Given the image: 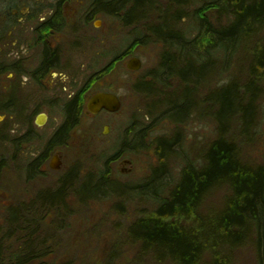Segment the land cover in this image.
I'll list each match as a JSON object with an SVG mask.
<instances>
[{"label": "trees", "instance_id": "trees-1", "mask_svg": "<svg viewBox=\"0 0 264 264\" xmlns=\"http://www.w3.org/2000/svg\"><path fill=\"white\" fill-rule=\"evenodd\" d=\"M167 1L176 11L170 16L163 13L158 24L148 18L157 0H95L89 5L94 7L95 18L103 13L114 15L124 26L145 21L153 25L149 27L156 35L154 39L166 46L175 43L179 47L176 57L169 56L170 47H167L163 51L161 69L172 75L170 66L175 67L184 91L181 96L171 94L165 100L164 114L174 117L178 124L191 114H197L214 125L213 138L198 157L187 158L174 185L167 188L160 178L162 167L153 170L142 192H138L151 202L152 209L140 214L128 226L127 238L137 245L138 257L149 258L155 264H228L229 252L249 244L255 246L261 257L264 254V158L258 164L248 162L243 157L242 146L255 140L258 100L264 90V0H203L195 12L197 33L189 41L169 28L176 20L187 17L181 12L188 0ZM239 58H243V67L242 73L237 75L232 70L235 71L233 68ZM223 76L221 85L204 88L202 101L196 98L198 79L204 78L205 87L211 79ZM143 88L146 94H153L147 93L151 90L150 84ZM64 112L63 123L48 141V156L55 149L69 148L70 137L81 123L80 108L71 107ZM137 135V144L129 151L140 148L146 131L140 130ZM21 140L19 148L23 147L25 137ZM156 143L160 161H164L172 147L181 141L176 136L159 138ZM117 158L115 155L113 160ZM106 169L104 173L109 176ZM70 172L63 186L40 194L36 204L40 209L22 204L8 207L5 221L12 227L0 228V264H76L71 259L52 260L50 239L39 231L45 220L40 217L43 214L36 212L52 210L63 222L69 211L65 202L67 195L79 194L83 201L94 197L101 189V181L94 186L87 180L76 190L74 171ZM220 188L228 192L223 206L204 210L203 214V205ZM7 239L10 240L8 250L5 248ZM40 246L44 249L40 250Z\"/></svg>", "mask_w": 264, "mask_h": 264}, {"label": "rangeland", "instance_id": "rangeland-1", "mask_svg": "<svg viewBox=\"0 0 264 264\" xmlns=\"http://www.w3.org/2000/svg\"><path fill=\"white\" fill-rule=\"evenodd\" d=\"M77 1L79 4L76 5L81 6V16L85 17V9L95 0ZM202 1L188 0L181 12L187 17L181 21L176 20L175 24L171 22V31L181 34L184 41L191 40L197 33L194 18ZM2 4H5V0H0V5ZM174 11L175 6L170 5L169 1L157 0L148 18L158 24L163 13L170 16ZM90 22L86 30L81 31V39L85 38L86 47L83 49L79 43L80 51L75 52V55H79L81 64L78 71L79 81L83 83L95 70L98 71L110 60L117 58L123 61L136 57L140 59L141 67L138 71L124 70L121 78L119 75L113 77V87L118 89V95L123 102L121 110L114 114L102 113L81 119L77 138L69 141V148L59 150L63 158V168L59 172L47 170L39 178L34 176L32 179L26 166L33 158L32 150L43 153L53 132L62 123L64 115L60 106H57L59 100L54 95H46L32 87H26V91L20 90V93L12 96L0 91V161L3 167L0 173V228L7 230L12 227L5 221L8 207L22 204L33 205L35 210L40 209L36 205L39 203L40 194L56 191L68 172L74 171L72 177L75 179L76 190L87 180L94 186L101 181L102 187L94 197L84 198L83 201L79 194L67 195L65 202L69 211L65 222L58 220L57 214L52 210L49 213L36 211L43 214L40 217L45 220V225L40 226L39 231L43 235L47 234L50 239L49 244L52 245L51 251L54 254L52 260L71 259L76 264H155L149 258L138 257L137 245L129 241L126 235L128 226L140 214L152 209L151 202H147L138 192H142L153 170L161 167L162 172L159 175L167 188L174 185L187 158L194 160L198 157L204 145L213 138L214 125L197 114H191L179 124L174 117L164 114L165 100L171 94L181 96L184 91L175 67L170 66L173 68L172 75L161 69L163 51L167 47H170L169 56L172 59L176 57L179 47L175 43L166 46L159 39H154L153 36L156 35L149 27L153 25L145 21L124 26L117 17L103 13ZM94 23L96 28L93 27ZM67 43L68 40L64 42V46ZM242 67L243 58H239L232 73L240 75ZM118 71L117 67L116 72ZM222 80L224 76L211 79L204 87V78L198 79L196 98L202 101L204 88L208 89L210 85L219 86L223 83ZM145 84L151 85V90L147 93L153 94L143 92ZM11 101H15L16 106L10 105ZM258 106L259 119L255 140L242 146L243 157L254 164L261 163L264 158V90ZM39 112L48 115L47 122L41 128L33 123ZM104 127H108L106 134ZM140 130L146 131L140 148L129 151L130 147L137 144L135 139ZM27 133H32L33 139L28 143L25 140L23 147L19 148L18 143L22 142L21 138ZM176 136L181 143L172 147L165 160L160 161L156 150L157 140L173 139ZM115 155L118 158L113 160ZM125 160L130 165L122 164ZM105 169L109 171V176L104 173ZM105 185L112 188H104ZM227 193L226 188L215 191L207 199L205 206L203 205L202 213L204 214V210L220 209ZM32 239L34 241L35 237ZM16 242L19 243L17 240ZM9 245L10 240L7 239L6 250L10 248ZM42 249L44 248L40 246V250ZM229 257L228 264H264V254L260 257L255 246L250 244L229 252Z\"/></svg>", "mask_w": 264, "mask_h": 264}, {"label": "flooded vegetation", "instance_id": "flooded-vegetation-1", "mask_svg": "<svg viewBox=\"0 0 264 264\" xmlns=\"http://www.w3.org/2000/svg\"><path fill=\"white\" fill-rule=\"evenodd\" d=\"M76 4H79L77 0H5V4L0 5V91L12 96L20 93V90L26 91V87H32L46 95H54L59 100L57 106H60L63 115L65 109L80 108V121L102 113L114 114L105 110L97 115L86 114L87 101L98 92L117 95L122 108L123 102L118 95V89L113 87V77L119 75L121 78L124 70L129 71L127 64L130 59L110 60L83 83L78 80L81 64L79 55H75V52L80 51V45L85 49V38L81 39V31L86 30L90 20L95 17L92 15L94 7L88 6L84 17L81 16V6ZM95 24L93 27L96 28ZM67 40L69 43L64 46ZM64 47L68 49L65 50ZM15 103L11 101L10 105L16 106ZM43 113L46 114L39 112L34 117L33 123L37 128L41 127L36 125V117ZM46 116L48 120V115ZM79 126L70 138H77ZM24 137L27 143L33 139L32 133H27ZM32 152L33 158L26 166L32 179L34 176L43 177L47 170L59 172L63 168V158L59 150L55 149L50 156L47 149L40 154L35 149ZM54 156L60 159L59 170L50 168L49 163ZM64 181H60V187L64 185Z\"/></svg>", "mask_w": 264, "mask_h": 264}, {"label": "water", "instance_id": "water-1", "mask_svg": "<svg viewBox=\"0 0 264 264\" xmlns=\"http://www.w3.org/2000/svg\"><path fill=\"white\" fill-rule=\"evenodd\" d=\"M97 27V25L95 24ZM141 67L140 59L134 57L131 58L127 64V69L129 71H138ZM121 109V102L117 95L113 93L98 92L92 95L86 103V114L87 115H97L102 110L108 113H117ZM47 121L46 114H40L36 117L35 123L38 127L44 126ZM108 127H104V134L107 133ZM124 164H129L128 160L124 161ZM50 168L54 170H59L61 167L60 159L57 156L52 157L50 163Z\"/></svg>", "mask_w": 264, "mask_h": 264}]
</instances>
